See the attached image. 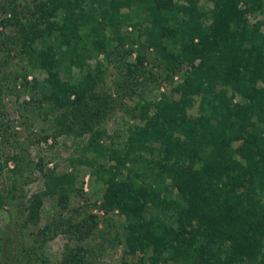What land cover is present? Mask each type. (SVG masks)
<instances>
[{"label": "trees", "instance_id": "16d2710c", "mask_svg": "<svg viewBox=\"0 0 264 264\" xmlns=\"http://www.w3.org/2000/svg\"><path fill=\"white\" fill-rule=\"evenodd\" d=\"M85 1H38L30 40L42 23L56 32L25 49L43 72L40 99L63 128L92 131L105 114L108 95L95 88L101 62L90 70L86 60L105 51L106 27L118 31L129 16L121 8L137 1L148 19L139 28L148 46L161 47L175 29H184L188 39L180 50L192 70L182 88L203 96L192 126L183 125L184 101L162 100L110 152L101 201L124 216L119 264H264V50L247 28V16L264 0H207L208 13L196 11L198 0ZM57 10L60 23L52 20ZM142 60L137 53L126 62V75ZM73 66L86 70L73 78ZM227 84L237 87L238 100L226 95ZM45 175L55 192L71 181L68 173ZM40 201L38 193L24 200L23 223L36 221ZM45 230L37 233L45 237ZM20 242L18 251L27 256L41 247L37 236L28 246ZM3 257L0 264L20 259ZM89 262L85 248L65 243L54 264Z\"/></svg>", "mask_w": 264, "mask_h": 264}, {"label": "rangeland", "instance_id": "374dc122", "mask_svg": "<svg viewBox=\"0 0 264 264\" xmlns=\"http://www.w3.org/2000/svg\"><path fill=\"white\" fill-rule=\"evenodd\" d=\"M38 1L0 0V257H20L15 264H54L68 243L85 248L88 264H119L124 216L101 201L105 168L113 162L109 154L162 100L184 101L185 128L198 118L203 96L182 88L192 70L180 50L188 36L180 27L163 39L161 47L148 46L139 29L148 22L143 4L137 1L121 8L129 13L127 20L118 31L108 25L105 51L86 60L90 70L96 60L101 62L95 88L108 95L107 110L92 131H69L40 99L43 72L25 52L29 42L37 44L56 32L42 23L38 38L30 40L34 29L30 21ZM91 1L86 0V5ZM209 6V1L198 0L196 11L208 13ZM52 20L60 23V10ZM247 28L264 50V6L247 16ZM137 53L142 54L143 66L127 76L125 63L134 62ZM85 70L73 66L71 77L79 78ZM223 88L232 101L240 98L236 86ZM49 171L68 173L71 181L55 192L45 182ZM32 193L41 199L37 218L23 223V202ZM43 227L45 237L37 233ZM36 236L43 254L38 248L35 254H20V241L28 246Z\"/></svg>", "mask_w": 264, "mask_h": 264}]
</instances>
